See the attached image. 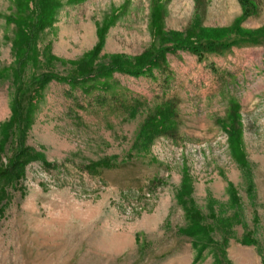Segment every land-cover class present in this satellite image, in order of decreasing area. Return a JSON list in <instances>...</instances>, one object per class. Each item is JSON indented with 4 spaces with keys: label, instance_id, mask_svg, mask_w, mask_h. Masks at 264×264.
<instances>
[{
    "label": "rangeland",
    "instance_id": "obj_1",
    "mask_svg": "<svg viewBox=\"0 0 264 264\" xmlns=\"http://www.w3.org/2000/svg\"><path fill=\"white\" fill-rule=\"evenodd\" d=\"M250 2L244 18L239 0L202 13L195 0H0V159L18 150L19 87L39 153L0 212V264H264V0ZM237 25L255 35L220 53L37 91L41 75L135 63L172 32L234 38ZM168 109L172 133L145 139ZM198 215L206 237L191 235Z\"/></svg>",
    "mask_w": 264,
    "mask_h": 264
},
{
    "label": "trees",
    "instance_id": "obj_2",
    "mask_svg": "<svg viewBox=\"0 0 264 264\" xmlns=\"http://www.w3.org/2000/svg\"><path fill=\"white\" fill-rule=\"evenodd\" d=\"M239 1L243 5L244 18L249 17L250 15L255 13V6L252 2H250V0ZM195 4L197 13L205 12L206 0H195ZM199 17L201 18L200 15ZM233 30L236 32V36L234 38L229 37L230 29H216L215 31H212L205 28H196L190 31V34L187 37H181L179 33L172 32L167 37V44L169 45L159 47L149 54L135 58V63H130L128 61H122L118 58H114L107 66L100 65L96 68L90 65L91 67L89 71H83L74 75L69 74L65 77L55 76L54 74L41 75L38 79L37 91L42 87L44 83L50 82L52 80H56L58 82H68L72 84L75 82L86 80L85 78H89L92 74H95L96 76H108L112 72L118 71L134 76L147 75V72L151 68L160 67L162 64H164L166 62V56L170 52H175L177 50H188L193 52L194 54L199 55V57H202L205 53H220L222 50L234 45V43H236L237 41V38H249L255 35L254 33L252 34L251 31L241 29L239 25L234 27L232 31ZM47 52L48 49L45 50L46 56H48ZM91 58L93 59V57ZM20 88L22 87H19L17 91L13 109V121L18 124V150L15 151L13 155L6 161H4L2 158L0 159V212H2L4 206L8 201L9 191L19 190L21 180H23L25 177V168L27 163L33 160H37L39 156V153L37 151L24 144L26 131L29 127L28 120L31 116L29 111L26 113V116H24V114L22 113L24 107L23 102L26 99L25 97L27 94H24L25 91H21L22 89ZM37 91L33 92V94L30 95L31 100L34 99ZM171 111V109L165 110L161 113V116H159L158 120H156L157 118H153L151 119V121H149L148 125L151 126V129H149L150 131H147L149 133L145 132V139L149 140L155 135L158 136L162 134L172 133L175 128L172 127L170 121ZM228 131L231 135V147L234 149L236 155L238 156V160L240 161L239 163L243 164L244 156L241 145L238 142L240 134L234 127H229ZM90 169L95 171L96 166H91ZM154 182L152 184H154ZM198 217L199 218H196L192 222L193 227L191 228V235L194 236L195 233L198 234L200 233L199 231H201L204 232V236L206 237V226L202 224V217H200L199 215Z\"/></svg>",
    "mask_w": 264,
    "mask_h": 264
}]
</instances>
